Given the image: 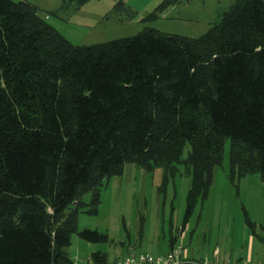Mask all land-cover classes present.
Wrapping results in <instances>:
<instances>
[{"label":"trees","instance_id":"1","mask_svg":"<svg viewBox=\"0 0 264 264\" xmlns=\"http://www.w3.org/2000/svg\"><path fill=\"white\" fill-rule=\"evenodd\" d=\"M37 10L0 0V264H76L73 235L107 244L77 217L97 214L104 180L125 163L170 176L184 166L183 223L207 197L226 140L230 179L257 173L264 183V0H234L196 38L145 27L90 45ZM119 11L134 17L124 0ZM90 260L114 261L103 251Z\"/></svg>","mask_w":264,"mask_h":264},{"label":"rangeland","instance_id":"2","mask_svg":"<svg viewBox=\"0 0 264 264\" xmlns=\"http://www.w3.org/2000/svg\"><path fill=\"white\" fill-rule=\"evenodd\" d=\"M35 5L45 22L68 41L76 45L103 43L135 35L145 27L196 38L234 0H179L168 5L159 17L143 20L163 0H124L134 12H112L119 0H89L82 6L63 7L61 0H27ZM171 7L174 9L168 12ZM187 154L184 149L182 157ZM229 141H225L219 166L213 170L207 197L198 201L188 223L195 231V240L188 246L196 255H212L217 247L221 258L234 264H264V183L259 174L229 177ZM190 177L184 166H178L174 176L159 166L148 172L133 163H125L120 175L104 180L97 214L80 213L79 230L104 233L107 244H91L72 236L67 254L78 264H91V254L103 251L109 260L115 245L146 242L150 234L167 236L169 222H183ZM171 218V221H169ZM162 239V238H160ZM141 249L144 246L141 243ZM155 254V251H150Z\"/></svg>","mask_w":264,"mask_h":264},{"label":"crops","instance_id":"3","mask_svg":"<svg viewBox=\"0 0 264 264\" xmlns=\"http://www.w3.org/2000/svg\"><path fill=\"white\" fill-rule=\"evenodd\" d=\"M173 9L174 7H171L168 12H171ZM169 221H171V218ZM188 221L189 220L185 223L182 222L179 226H173L172 222H169L167 236L163 233V230H161L160 237L150 234L146 242L143 241L144 238H142L138 245L135 244V242L133 244H129L126 252L131 251L156 256L166 254L171 248H181L183 252L182 264H200L205 260H207L210 264H234L229 258H221L220 251L217 247L214 249L210 257L207 254L200 256L196 255L194 251L190 250L189 247H186V243L190 246L195 240V231L192 230ZM172 234L175 235V239L172 237ZM141 243L145 248L144 250L141 249ZM123 251H125L123 248L120 249L119 246L115 245L113 256L109 260V263H111L118 255L124 253ZM150 251H155L156 253L152 254ZM75 263L78 264L77 262Z\"/></svg>","mask_w":264,"mask_h":264},{"label":"built area","instance_id":"4","mask_svg":"<svg viewBox=\"0 0 264 264\" xmlns=\"http://www.w3.org/2000/svg\"><path fill=\"white\" fill-rule=\"evenodd\" d=\"M183 252L175 248L164 255H150L130 252V254L116 258L112 264H182ZM200 264H210L207 260Z\"/></svg>","mask_w":264,"mask_h":264}]
</instances>
